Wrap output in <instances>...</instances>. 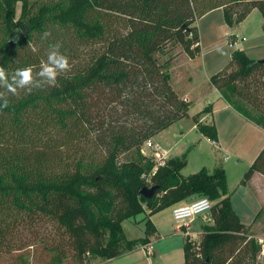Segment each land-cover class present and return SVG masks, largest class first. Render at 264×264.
<instances>
[{
    "label": "trees",
    "instance_id": "16d2710c",
    "mask_svg": "<svg viewBox=\"0 0 264 264\" xmlns=\"http://www.w3.org/2000/svg\"><path fill=\"white\" fill-rule=\"evenodd\" d=\"M217 8L229 26L257 9L264 33V0H36L18 17L16 0H0V66L9 74L32 66L35 73L55 43L71 65L57 87L8 94V107L0 108V250L14 245L20 223L33 230L41 221L57 238L45 246V264H65L69 255L79 264L87 255L114 258L158 236L145 218L143 236L122 246L124 219L197 194L213 202L212 223L201 226L196 242L185 234L183 264H245L257 256L261 245L232 207L221 164L181 177L186 156L171 157L152 176L151 186H158L152 198L140 194L147 186L142 175L154 165L141 153L143 144L187 117L190 107L165 70L179 52L163 57L176 46L195 58L197 21ZM46 30L51 36L42 41ZM209 84L240 112L235 98L252 106L264 129V62L232 50ZM210 111L208 104L191 118L215 141V126L199 121ZM255 172L264 175V147L240 184ZM115 192L126 202L121 213Z\"/></svg>",
    "mask_w": 264,
    "mask_h": 264
},
{
    "label": "rangeland",
    "instance_id": "374dc122",
    "mask_svg": "<svg viewBox=\"0 0 264 264\" xmlns=\"http://www.w3.org/2000/svg\"><path fill=\"white\" fill-rule=\"evenodd\" d=\"M33 1L36 0H16V17L21 14L24 4L28 5ZM240 7L241 6H239L238 9ZM243 9L247 11L250 8L244 5ZM197 26L200 36L201 51L195 58L192 59L188 57L181 51L180 47L176 46L173 50H169V54L163 57V59H165L175 52H179L177 57L174 58L165 70L170 76V83L173 88L181 96H184L186 93L185 95L188 97V100L193 99L188 113L197 112L206 100L212 97V93H203L200 95L198 91L209 84L207 74L217 72V69L223 67L226 63L225 60L227 59V55L231 51L227 46L226 34L234 32L233 35L236 34L239 37L244 36L245 41L242 42V45L244 47H252V49L247 50L249 56H260L264 54L263 18L260 12L255 8L252 9L243 20L233 26H229L225 23L221 9H215L201 16L197 21ZM203 91L205 92L206 88H204ZM195 98H197V100ZM234 103L254 121H261L262 117L252 106L240 99H234ZM226 107L223 108L224 110L216 109L214 111V120L219 129V137L221 138L219 146L223 153L217 149V146L211 144L210 139L202 136L201 133L192 127L194 122L189 114L188 117L178 120L152 137L153 142L161 144L164 148H171L170 152L172 155L186 156V164L180 170L181 177H187L199 171L203 166L211 172L217 159L220 158V163H223L224 168L227 170L229 183L232 184V182L242 178V172L245 169L239 170L240 168H244L243 163L252 151L251 144L255 139L254 137L257 136V133L253 128H249L245 129L240 136L231 134L228 112L234 113V111ZM232 124H235L234 119H232ZM86 147L89 150L92 149L89 145H86ZM144 149L147 154L150 153L148 148ZM131 157L132 155H128L126 159ZM237 158H240L241 162H239ZM200 196L201 195L193 194L178 202L177 205L188 203ZM257 198L261 199V196ZM234 200L236 209L240 212L239 217L242 222L250 223L259 209L263 207L262 212L250 230V235L258 241L261 248L257 256L253 259L247 258L245 264H264V206H262L264 201H262L259 207H255L257 203L256 198L253 195L250 197L249 194H244V192L241 191H236V193H234ZM114 202V209L116 212L121 213V211L125 209L126 202L120 192L114 193ZM143 209L142 213L122 221V246H125L127 241L136 240L143 236L145 218H151V220H158L160 218L162 220V230H164V233H168L169 231L173 233V229L170 230L172 226L171 206L155 212L157 214L155 216L153 214L149 215L150 211L147 207ZM207 217H210V214H207L205 217H196L200 231L195 236L189 235L195 242L198 241L201 226L212 223V220H207ZM32 227L33 230H30L23 223L17 226L16 230L13 232L14 245L11 246L9 250H7V247L0 250V264H23V261H25L24 264H45L49 258V253L46 252L45 246L49 245L50 242L57 238L49 224L39 221ZM164 239L158 241L157 244H153V251L156 253L153 259L157 258L158 252H160L159 255L162 254V261L170 262L171 264L178 260L182 261L183 253L179 252L177 248L181 238L177 235L171 236L169 238L170 240ZM137 246L143 245L139 244ZM19 247L22 248L17 249ZM163 248L165 250L174 249L170 250L166 255H163ZM136 253L134 257L141 260L143 257L141 248H138V252ZM99 260L104 259L99 256L87 255L82 264H91ZM65 264L79 263L69 255L65 260Z\"/></svg>",
    "mask_w": 264,
    "mask_h": 264
},
{
    "label": "crops",
    "instance_id": "0c3cea01",
    "mask_svg": "<svg viewBox=\"0 0 264 264\" xmlns=\"http://www.w3.org/2000/svg\"><path fill=\"white\" fill-rule=\"evenodd\" d=\"M217 9H220V8H217ZM231 34H234V32H232ZM242 37H244V36H242ZM250 49H252L251 46L244 47L243 45H241V48H240V50L244 51L245 54L249 58H252V59L264 58V54H261L260 56H249L247 50H250ZM231 51L227 55V59L225 60V62H227L228 59L230 58ZM219 69H221V67ZM219 69H217V71ZM212 74H214V73H212ZM212 74L208 73L207 77L210 78V76ZM204 88H206L205 92L203 91ZM204 88L202 90L200 89L198 91V93L200 95L203 94V93L204 94L212 93V97L208 98V100H206V102L195 113H198L199 111H201L208 104L211 105V111L208 112V113H201L200 116H199V121L202 122V123L213 124L215 126V128H216V139L214 141L215 143H212V141H211L212 145L217 146L218 147L217 149L220 150L219 144H220V139L221 138L219 137V129L217 128L215 120H214V111L216 109L224 110L223 108H225L226 106H227L226 108H229L232 111H234V113L228 112V114H229V124H230L229 128H230V133L231 134H233L234 136H240L245 129H249V128H253L255 130V132L257 133V136L254 137L255 139H254L253 143L251 144L252 151H251V153L248 155L247 159L243 163L244 164V168H240L239 171H241V169H245L246 170L249 167V165H251V163L254 161V159L257 157V155L260 153V151L264 147V129L262 128V125H261L262 121L259 120V121L256 122L252 118L247 116V114H245L244 112H242V111L240 112L239 110L234 108L230 103H228L227 101H225L222 98L221 91L217 90L214 87H212L210 84H207L206 87H204ZM185 94H184V96L188 99V97ZM195 99L197 100V98H195ZM235 99L238 100V98H235ZM189 101H190V107H191L193 99H189ZM221 104H223V105H221ZM190 107H189V109H190ZM195 113H188V114L190 115V118H191V116L193 114H195ZM232 119L235 120V124H232ZM192 127L197 130L196 125L194 123H193ZM202 136H204V135H202ZM204 137H206V136H204ZM150 141L152 142V144L154 146H156V147H158V148H160L162 150H166L168 152V157L169 158L175 157V155H172L171 152H170L171 148L162 147L161 144L153 142L152 138L150 139ZM222 148H224V147H222ZM220 151L223 153L222 150H220ZM237 160L239 162H241L240 158H237ZM216 163L221 164L223 169H224V172H225V175H226L227 189H228V191L230 193V200H231V203H232V207H233L234 211L237 213V215L239 216L240 212L237 211L236 203H235V200H234V193H236V191H241V192H244V194H249L250 197H252V195H253L256 198V200H257V203L255 204V207L256 206L259 207L260 204L262 203V201H264V175L259 173V172H255L252 175V177L249 180L247 185H241L240 184V180L242 178L232 182V184H231L228 181L226 168H224L223 163H220V158L217 159ZM216 163H215L214 167L212 168V170L218 165ZM202 168H206V167L203 166ZM245 170L242 173H244ZM260 196H261L262 200L257 198V197H260ZM262 206H264V203H262ZM261 208H263V207H261ZM152 214L154 216L157 215L156 213H152ZM152 214H149V215H152ZM253 219H252V221L250 223L243 222L245 225H251L250 230H251L252 226H254V224L256 222V220L253 221ZM149 220L155 226L158 236L157 237H150V240H149V242H148V244L146 246H136L133 250L125 251V252H123L121 255H119L117 257L110 258V259L99 260V261H94L91 264H171L170 262L162 261V259H161L162 254L159 255L160 252H158L157 258L153 259V257H155V255H156V253L153 251V244H157L158 241L163 240L164 238H165L164 240H170L169 238L171 236H177V235L181 238L179 244L177 245V248H178L179 252L183 253V257H182L183 259H182V261L178 260L177 262H175L173 264H183L184 263L183 243H184V236L186 234L185 231L187 232L188 235H194L195 236L200 231L199 230V223L197 222V219L194 218L188 224V226L183 227L181 230L175 229L174 225H173V222H172V226L173 227L171 226L170 230L173 229V233H170V231L168 233H164V230H162L163 229L162 220L160 218L158 220H151V218H149ZM138 248H141V252L143 254V257H142L141 260H138L137 257H134V254H137L136 252H138ZM164 248H163V255H166L167 253H169L170 250L174 249V248H172V249L165 250Z\"/></svg>",
    "mask_w": 264,
    "mask_h": 264
},
{
    "label": "clouds",
    "instance_id": "9594fccd",
    "mask_svg": "<svg viewBox=\"0 0 264 264\" xmlns=\"http://www.w3.org/2000/svg\"><path fill=\"white\" fill-rule=\"evenodd\" d=\"M51 36L50 31H44L41 40L46 41ZM60 43L50 44L46 53V60H42L40 69L33 72L32 66L17 68L9 74L3 66H0V108L8 107V94L18 96L20 91L27 93L33 90H43L45 88H53L58 86V77L66 74L71 70L69 59L61 53ZM33 53H37L39 49L35 46L31 48ZM219 51V49H218Z\"/></svg>",
    "mask_w": 264,
    "mask_h": 264
},
{
    "label": "built area",
    "instance_id": "2783aa9c",
    "mask_svg": "<svg viewBox=\"0 0 264 264\" xmlns=\"http://www.w3.org/2000/svg\"><path fill=\"white\" fill-rule=\"evenodd\" d=\"M245 41V37H239L236 34H227V46L231 50H240L242 42ZM212 143H215L212 141ZM144 148H148L150 153H146ZM141 153L145 156H150L154 161V165L148 174H143L142 178L148 187L152 184V176L155 174L158 168L163 167L166 161L169 159L168 152L162 150L152 144L150 140H147L142 148ZM212 202L206 196H200L197 199L184 204L174 205L171 209L172 222L175 229L181 230L198 216H206L210 214ZM207 220H211L207 217ZM187 234V232L185 231Z\"/></svg>",
    "mask_w": 264,
    "mask_h": 264
},
{
    "label": "water",
    "instance_id": "95a60500",
    "mask_svg": "<svg viewBox=\"0 0 264 264\" xmlns=\"http://www.w3.org/2000/svg\"><path fill=\"white\" fill-rule=\"evenodd\" d=\"M259 62H264V58L257 59ZM158 189L157 185H152L150 187L144 186L140 189V194L147 199L152 198V196L155 194L156 190Z\"/></svg>",
    "mask_w": 264,
    "mask_h": 264
}]
</instances>
